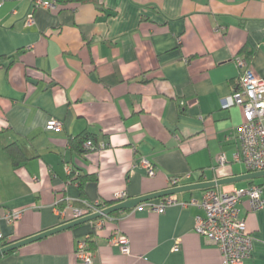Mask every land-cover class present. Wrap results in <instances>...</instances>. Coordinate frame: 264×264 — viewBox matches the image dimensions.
<instances>
[{"label": "crops", "instance_id": "crops-1", "mask_svg": "<svg viewBox=\"0 0 264 264\" xmlns=\"http://www.w3.org/2000/svg\"><path fill=\"white\" fill-rule=\"evenodd\" d=\"M0 1L3 243L72 221L84 200L118 203L169 189L172 177L181 186L251 173L235 158L244 113L231 98L237 57L264 78V0H94L54 9ZM52 118L62 130L48 129ZM83 133L96 149L71 145ZM13 143L26 156L18 166L6 148ZM206 190L176 194L162 213L120 211L96 231L94 221L81 223L1 255L0 264H87L77 245L93 233V264H224L221 249L196 230L204 210L183 204ZM239 209L253 239L244 264H264V207L253 211L244 197ZM14 210L24 212L11 223ZM118 234L128 237L129 254L111 242Z\"/></svg>", "mask_w": 264, "mask_h": 264}, {"label": "built area", "instance_id": "built-area-1", "mask_svg": "<svg viewBox=\"0 0 264 264\" xmlns=\"http://www.w3.org/2000/svg\"><path fill=\"white\" fill-rule=\"evenodd\" d=\"M1 5V1H0ZM57 0H34V6L45 8H56ZM34 22L33 13L27 17V23ZM220 30V28H219ZM222 30V29H221ZM241 69L237 88L232 95L234 105L241 107L244 113V121L238 129V140L240 151L235 155L237 160H242L251 172L264 171V78L257 75L250 67L249 62L243 57L235 59ZM48 129L60 131L63 128L61 121L52 118L48 121ZM87 147L96 149L91 142ZM220 164H224L225 158L219 159ZM140 165L145 167L150 175L155 174V169L151 162L142 158ZM179 177H172L170 188L177 187ZM247 197L253 211L264 207V183L253 184L247 188H235L229 192H223L217 188H209L205 191L202 199H191L184 205H197L204 212V217L197 218L196 230L201 234L208 244L218 246L224 256V264H244L245 260L252 255L253 239L247 231L245 220L240 217L239 204ZM124 195H120V198ZM178 202L176 195L163 197L159 202L149 201L138 206L150 211L162 213L170 205ZM102 201H83V207L72 208V220L79 219L86 215L101 211L105 207H100ZM23 210H14L6 215L9 222L20 219ZM65 215V210L61 213ZM112 219L110 215L103 216L94 221L96 231L104 227L106 220ZM4 234L0 224V245L4 240ZM111 242L118 246L122 253H130L129 239L125 235H115ZM179 241L175 245L178 248ZM77 257L87 263L93 264L95 261V251L89 248L87 240H82L77 245Z\"/></svg>", "mask_w": 264, "mask_h": 264}, {"label": "water", "instance_id": "water-1", "mask_svg": "<svg viewBox=\"0 0 264 264\" xmlns=\"http://www.w3.org/2000/svg\"><path fill=\"white\" fill-rule=\"evenodd\" d=\"M263 176H264V171H257V172H251V173L244 174V175L217 179V180H213V181H206V182H200V183H192V184H188V185H181V186L165 189L162 191L150 193L147 195H143L140 197H132L129 199H124L123 201L121 200L118 203H115L109 207L103 208L101 211L86 215V216L81 217L79 219L68 221L66 223H63V224L58 225L54 228L42 231L38 234L32 235V236L27 237L25 239H21V240L9 243L5 246H2L0 248V256L9 252V251L15 250L21 246H24V245L29 244L31 242L45 238L49 235L60 232L62 230H66V229L72 228L76 225H79L81 223L93 221V220H96V219L101 218L103 216L110 215L111 213H113L115 211H126V210L135 209L140 204L147 202V201H150V200L163 198V197L170 196V195H176L179 193H183V192L191 191V190H195V189H208V188H213V187H217L220 185L236 183V182L243 180V179L257 178V177H263Z\"/></svg>", "mask_w": 264, "mask_h": 264}, {"label": "trees", "instance_id": "trees-1", "mask_svg": "<svg viewBox=\"0 0 264 264\" xmlns=\"http://www.w3.org/2000/svg\"><path fill=\"white\" fill-rule=\"evenodd\" d=\"M84 1H94V0H57V3L60 5H65V4H69V3H79V2H84ZM88 142H91L92 145L97 148L92 136L87 134V133H83V134L75 137L74 139L70 140L71 145L81 152L93 150L92 148L87 147ZM6 148L10 152L11 156L13 157V163L15 164V166H18V164L20 163L21 160L26 159V156L24 155L23 151L21 150V148L17 144H15V143L10 144ZM112 204H115V201L114 202L103 201L101 203L100 207H109ZM119 213H120V211H115V212L110 214V217H114V216L116 217ZM94 236H95V234L93 233V234L89 235L88 238H86V240L89 244V248L92 250L95 249V244H94V241L92 240ZM9 243H12V242H5V243L2 242V246H5Z\"/></svg>", "mask_w": 264, "mask_h": 264}]
</instances>
